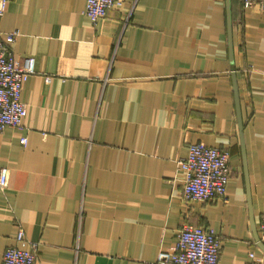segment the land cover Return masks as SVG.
I'll list each match as a JSON object with an SVG mask.
<instances>
[{
	"label": "crops",
	"instance_id": "1",
	"mask_svg": "<svg viewBox=\"0 0 264 264\" xmlns=\"http://www.w3.org/2000/svg\"><path fill=\"white\" fill-rule=\"evenodd\" d=\"M84 6L8 0L0 18L16 58H35L26 118L0 132V264L19 228L37 264H153L183 223L214 230L218 264L250 249L264 264V12L123 0L92 22ZM196 141L229 151L230 177L224 197L185 205L177 160Z\"/></svg>",
	"mask_w": 264,
	"mask_h": 264
},
{
	"label": "built area",
	"instance_id": "2",
	"mask_svg": "<svg viewBox=\"0 0 264 264\" xmlns=\"http://www.w3.org/2000/svg\"><path fill=\"white\" fill-rule=\"evenodd\" d=\"M8 0H0V18ZM123 0H85L82 13L92 22L103 18L107 10L120 6ZM244 7L258 5L264 12V0H242ZM18 31L13 29L4 36L0 33V132L7 126L23 124L27 106L21 100L23 78L34 72L35 58L26 56L22 61L13 53ZM22 144L26 137H21ZM230 153L225 148L208 145L202 141L188 144V153L177 160V173L181 176L180 197L183 204L192 201L208 202L222 198L227 193L230 177ZM10 169L0 167V188L8 185ZM259 240L264 243V212L259 219ZM257 242H255L256 244ZM221 243L219 236L209 226L183 223L176 234L175 243L159 247L153 264H218ZM38 243L26 238L19 228L15 243L3 252L2 264H37ZM250 264H262L263 257L250 249Z\"/></svg>",
	"mask_w": 264,
	"mask_h": 264
},
{
	"label": "water",
	"instance_id": "3",
	"mask_svg": "<svg viewBox=\"0 0 264 264\" xmlns=\"http://www.w3.org/2000/svg\"><path fill=\"white\" fill-rule=\"evenodd\" d=\"M240 125L242 126V123H241V120H240ZM241 135V147H242V161H243V167L245 169V173H246V158H245V150H244V142H243V137H242V133L240 134ZM246 185H247V189H248V203H249V208H250V211L252 209L251 207V200H250V195H249V185H248V179H247V175H246ZM253 226H254V223L252 222ZM258 245L260 247H262L264 249V245L262 242H258Z\"/></svg>",
	"mask_w": 264,
	"mask_h": 264
}]
</instances>
